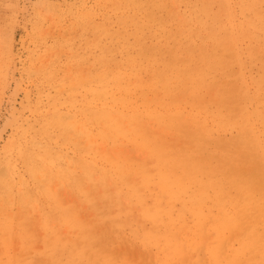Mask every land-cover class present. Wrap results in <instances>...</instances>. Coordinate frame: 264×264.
Wrapping results in <instances>:
<instances>
[{
    "label": "rangeland",
    "instance_id": "obj_1",
    "mask_svg": "<svg viewBox=\"0 0 264 264\" xmlns=\"http://www.w3.org/2000/svg\"><path fill=\"white\" fill-rule=\"evenodd\" d=\"M0 170V264H264V0H0Z\"/></svg>",
    "mask_w": 264,
    "mask_h": 264
},
{
    "label": "bare ground",
    "instance_id": "obj_2",
    "mask_svg": "<svg viewBox=\"0 0 264 264\" xmlns=\"http://www.w3.org/2000/svg\"><path fill=\"white\" fill-rule=\"evenodd\" d=\"M102 95V94H101ZM63 127V126H62ZM41 146V145H40ZM28 154V153H27ZM30 161V160H29ZM0 174H2V171L0 170ZM245 207H248L246 204H245ZM52 247H53V245H51ZM54 248H55V246H54ZM49 249V248H48ZM53 249V248H52ZM57 250V249H56ZM83 250H86L85 248L83 249ZM78 252V251H77ZM83 252V251H82ZM86 252H87V250H86ZM55 253V252H54ZM71 253V252H70ZM49 254H51V253H49ZM81 254V253H80ZM53 255V254H52ZM77 255H78V253H77ZM84 255V254H83ZM72 256V255H71ZM81 256H82V254H81ZM85 256H88V253H86L85 254Z\"/></svg>",
    "mask_w": 264,
    "mask_h": 264
}]
</instances>
